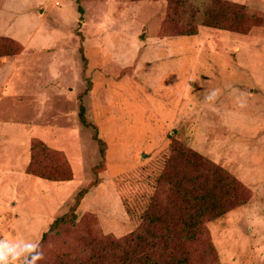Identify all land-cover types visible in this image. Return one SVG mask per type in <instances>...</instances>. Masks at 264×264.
Wrapping results in <instances>:
<instances>
[{
	"label": "rangeland",
	"instance_id": "374dc122",
	"mask_svg": "<svg viewBox=\"0 0 264 264\" xmlns=\"http://www.w3.org/2000/svg\"><path fill=\"white\" fill-rule=\"evenodd\" d=\"M234 3L264 15V0ZM166 17V0H0V37L22 47L0 58V238L39 240L95 180L69 234L123 237L180 145L241 186L242 204L206 223L219 264H264V27L171 36ZM210 88L223 90L214 106ZM33 138L64 156L69 180L25 172Z\"/></svg>",
	"mask_w": 264,
	"mask_h": 264
},
{
	"label": "trees",
	"instance_id": "16d2710c",
	"mask_svg": "<svg viewBox=\"0 0 264 264\" xmlns=\"http://www.w3.org/2000/svg\"><path fill=\"white\" fill-rule=\"evenodd\" d=\"M166 2L164 28L171 36L195 35L200 26L238 34L264 27V15L234 2L212 0V6L207 8L205 0ZM181 19L187 22L181 24ZM21 48L16 40L0 37V58L16 56ZM87 85L86 90L89 81ZM77 118L81 127L91 133L103 157L105 144L87 119L81 102ZM29 151L25 168L28 175L51 181L69 180L70 170L60 152L35 138L30 141ZM97 182L81 187L67 211L54 216L42 232L39 240L45 260L40 264H219L206 223L244 201L238 203L241 186L226 172L190 149L173 145L136 228L119 238L100 234L72 237L69 228L76 222L79 201Z\"/></svg>",
	"mask_w": 264,
	"mask_h": 264
},
{
	"label": "clouds",
	"instance_id": "9594fccd",
	"mask_svg": "<svg viewBox=\"0 0 264 264\" xmlns=\"http://www.w3.org/2000/svg\"><path fill=\"white\" fill-rule=\"evenodd\" d=\"M235 2V0H234ZM212 0H205L204 7H211ZM201 11V16H202ZM187 21L181 19L180 23ZM206 95L204 102L210 106H214L223 94L221 88L205 89ZM233 102L235 107L243 109L247 106V99L244 93L238 89L234 90ZM45 260V251L38 239L20 238L16 240H8L0 238V264H40Z\"/></svg>",
	"mask_w": 264,
	"mask_h": 264
},
{
	"label": "water",
	"instance_id": "95a60500",
	"mask_svg": "<svg viewBox=\"0 0 264 264\" xmlns=\"http://www.w3.org/2000/svg\"><path fill=\"white\" fill-rule=\"evenodd\" d=\"M141 156L143 157V156H144V154H141Z\"/></svg>",
	"mask_w": 264,
	"mask_h": 264
}]
</instances>
